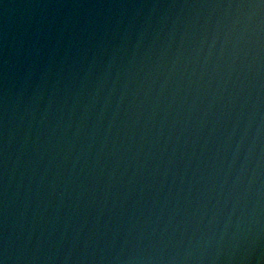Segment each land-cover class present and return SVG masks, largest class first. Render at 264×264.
Masks as SVG:
<instances>
[{"label": "water", "instance_id": "95a60500", "mask_svg": "<svg viewBox=\"0 0 264 264\" xmlns=\"http://www.w3.org/2000/svg\"><path fill=\"white\" fill-rule=\"evenodd\" d=\"M0 264H264V0H0Z\"/></svg>", "mask_w": 264, "mask_h": 264}]
</instances>
